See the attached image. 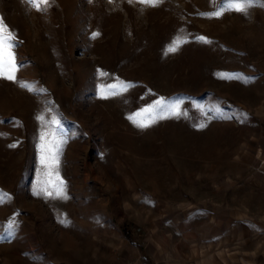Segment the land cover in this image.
Returning <instances> with one entry per match:
<instances>
[{
	"label": "rangeland",
	"instance_id": "obj_1",
	"mask_svg": "<svg viewBox=\"0 0 264 264\" xmlns=\"http://www.w3.org/2000/svg\"><path fill=\"white\" fill-rule=\"evenodd\" d=\"M217 2L0 0L29 85L0 76V264H124L137 250L150 264H249L264 219V6L197 14ZM160 97L185 114L128 119ZM58 178L66 198L34 194Z\"/></svg>",
	"mask_w": 264,
	"mask_h": 264
},
{
	"label": "snow or ice",
	"instance_id": "obj_2",
	"mask_svg": "<svg viewBox=\"0 0 264 264\" xmlns=\"http://www.w3.org/2000/svg\"><path fill=\"white\" fill-rule=\"evenodd\" d=\"M27 2L30 5H33L37 8L39 11H43V8H41V4L47 6L50 2V0H27ZM132 0H129V3H131ZM163 0H140V3L147 4L150 6H156L160 3H162ZM257 3V0H218L216 3L215 9L210 12H200L197 13L200 16L206 17V18H219L221 17L226 10H233L242 14L247 15L249 8L251 6H254ZM260 6H264V0H259ZM99 33L94 32L92 33V38H95L98 36ZM198 41L201 42H210L207 37L204 36H197L195 37ZM179 37H176L171 44L169 45L167 51L168 52H175L178 50V43ZM183 43H186L187 41H182ZM18 46V42L16 41L15 37L11 34V31H6V25L3 23V18L0 17V76H4V78L12 81H16L20 83V86L23 88H28L29 85L26 82L18 81L16 79V76L14 73L23 66L22 63H19L15 60L14 52L11 51V49ZM6 74V75H5ZM101 76L104 75L103 72L100 73ZM252 79L251 77H246L245 81ZM131 83V82H126ZM120 87L124 88V85H121ZM117 86L112 85L109 87L108 91L112 95L117 94ZM36 91H42V89H35ZM126 90V88H124ZM180 101H174V102H166V98L160 97L157 100L152 101L151 104H148L147 106L140 108L138 111L131 113L128 117V119L139 128H147L150 127L152 124L156 123L158 119L167 118L163 114L167 113L168 116H176L179 117L180 115H184L185 113L180 108ZM219 112V110H216ZM248 114L247 113H241V119L246 120ZM214 117L207 116L206 119H212ZM231 118V117H229ZM199 127L203 128L206 127V124H200ZM62 143V141H61ZM15 146V145H12ZM54 149V151H53ZM44 151L49 153V156L52 160V164L48 165L52 171H58L55 167V165L58 163V157H59V146L53 141L52 148H48L46 145L44 146ZM42 163H46L45 159L42 158ZM49 173H46L48 175ZM45 182V185L41 187L38 185L37 189L34 190V194L37 196H45V198L50 197H59V198H66V194L64 192V181L62 179H57V183L55 185V191H51L47 188ZM3 194L0 193V198H2ZM61 223H69L68 221L62 220ZM15 231V226H10L8 229L9 235H11L12 232Z\"/></svg>",
	"mask_w": 264,
	"mask_h": 264
},
{
	"label": "crops",
	"instance_id": "obj_3",
	"mask_svg": "<svg viewBox=\"0 0 264 264\" xmlns=\"http://www.w3.org/2000/svg\"><path fill=\"white\" fill-rule=\"evenodd\" d=\"M264 111V110H263ZM258 142L256 158L257 162V177L259 178V189L264 193V112L260 115L258 122V130L256 135ZM262 189V190H261ZM264 210V202L262 203ZM247 241L250 244L247 246L249 251V264H264V219L255 221V229L249 233ZM124 264H127L130 260L141 257L142 254L137 250L136 252H126Z\"/></svg>",
	"mask_w": 264,
	"mask_h": 264
},
{
	"label": "built area",
	"instance_id": "obj_4",
	"mask_svg": "<svg viewBox=\"0 0 264 264\" xmlns=\"http://www.w3.org/2000/svg\"><path fill=\"white\" fill-rule=\"evenodd\" d=\"M127 264H150L145 257H136V259L130 260Z\"/></svg>",
	"mask_w": 264,
	"mask_h": 264
}]
</instances>
